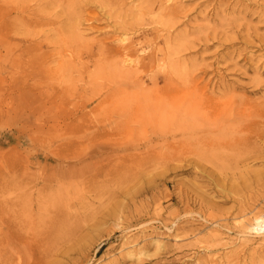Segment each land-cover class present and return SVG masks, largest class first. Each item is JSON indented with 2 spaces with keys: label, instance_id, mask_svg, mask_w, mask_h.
Listing matches in <instances>:
<instances>
[{
  "label": "rangeland",
  "instance_id": "1",
  "mask_svg": "<svg viewBox=\"0 0 264 264\" xmlns=\"http://www.w3.org/2000/svg\"><path fill=\"white\" fill-rule=\"evenodd\" d=\"M46 1L0 0V5L13 2L54 14L63 20L65 36H70L73 18L65 3ZM128 1L124 10L113 11L112 22L104 9L93 7L91 13L99 14V19L91 24L103 30L85 29L90 23L84 21L82 36L96 41L113 36L109 44H117L140 34L143 27L129 31L114 27L118 16L131 23L130 9L138 14L145 5V0ZM183 7L178 27L161 29L155 22L148 38L157 32L166 35L171 40L165 47L169 52L183 42L191 45L179 54V62L169 53L159 54L151 70L176 79L190 72L187 75L196 76L200 85L208 84V93L216 100L264 106V0H185ZM47 32L50 39L58 38L49 28ZM12 49L0 39V67ZM52 67L64 93L51 102L62 109L12 108L4 95L5 83L2 86L5 73L0 74V250H5L0 264H227V260L264 264L260 237L245 239L235 226L258 211L264 214V151L261 158L213 149L193 160H148L143 153L149 144L139 143L142 136L137 134L171 124L159 126L144 117L148 119L137 118L136 123L127 120L126 131H116L125 116L91 111L96 101L81 109L87 91L80 77L88 88L86 67L56 63ZM203 68L207 74L201 73ZM146 84L177 97L187 93L162 81ZM124 132L138 140H124L130 138H123ZM8 198L14 199L27 223L35 219L37 231L49 229L43 252L35 251V244L13 256L9 252L3 236Z\"/></svg>",
  "mask_w": 264,
  "mask_h": 264
},
{
  "label": "bare ground",
  "instance_id": "2",
  "mask_svg": "<svg viewBox=\"0 0 264 264\" xmlns=\"http://www.w3.org/2000/svg\"><path fill=\"white\" fill-rule=\"evenodd\" d=\"M184 1L145 0V5L139 8L138 14L129 8L127 17H131L133 21L130 23L128 19L118 16L115 29L129 31L137 26L144 29L135 37L119 39L117 44H109L108 40L113 36L105 38L107 40H87L80 33V27L85 21L90 23L85 29L103 30L91 24L99 19V14L91 13V9L101 7L109 14L112 22L113 11L120 8L124 10L128 6V0H47L46 4L55 3L56 6L65 3L69 17L73 18L70 24L71 35L67 37L60 26L63 20L54 14L13 2L2 3L0 39L5 38L14 48L7 50L3 66L0 67V74L5 73L2 82V86L5 83L4 95L11 101L12 108L23 112L62 109L51 102L55 96L64 93V89L57 84L52 65L56 63L62 67L82 64L89 77L88 88L83 77H80L83 81L81 87L83 85L82 88L87 91L82 110H87L88 105L96 101L91 111H115L125 116L116 124V131H126L127 120L136 123L137 118H151L159 126L171 124L170 128H154L151 134H137L136 131L138 136H142L139 137V143L149 144L143 153L146 159H160L164 162L161 157H165L167 161H187L206 156L213 149L241 153L245 158H261L264 151L263 102L254 105L242 100L219 101L208 93V84L200 85L196 76L187 75L190 72H186L183 78L176 79L162 70L156 73L152 71L157 66L159 54L169 53L179 62L182 57L179 54L186 46L191 45L190 42L183 45V42L176 47L175 52H169L165 47L166 44H171V40H167L166 35L157 32L155 37L148 38L149 28L155 22L161 29L176 28L183 22L180 18L185 14ZM110 22L105 19V23L110 25ZM44 27L56 33L58 38L50 39L47 28L46 31L37 30ZM22 28L29 31H22ZM90 64L95 70L89 69ZM201 70V73L207 74L205 68ZM148 81L155 86L162 81L168 88L178 92L187 89V93L184 97H177L168 91L164 92L163 88L150 89L149 84H146ZM45 98L47 101L43 103L36 101ZM125 137H130L124 139L130 142L138 140L132 132H124L123 138ZM3 213L7 229L3 235L4 241L12 256L23 247L32 250L33 244L35 251H44L49 229L37 231L35 219L27 223L22 211H16L13 198L7 199ZM235 226L245 239L260 237L261 245H264V214L258 211ZM12 241L14 245L10 244ZM3 252L5 250H0V255ZM226 262L229 264L230 260Z\"/></svg>",
  "mask_w": 264,
  "mask_h": 264
}]
</instances>
